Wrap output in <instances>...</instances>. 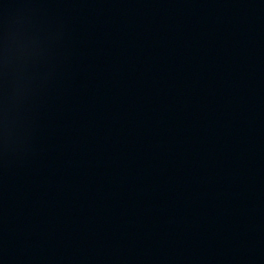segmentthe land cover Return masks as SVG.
<instances>
[{
	"label": "water",
	"instance_id": "obj_1",
	"mask_svg": "<svg viewBox=\"0 0 264 264\" xmlns=\"http://www.w3.org/2000/svg\"><path fill=\"white\" fill-rule=\"evenodd\" d=\"M0 264H264V0H0Z\"/></svg>",
	"mask_w": 264,
	"mask_h": 264
}]
</instances>
